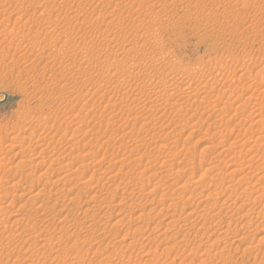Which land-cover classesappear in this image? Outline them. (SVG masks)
Wrapping results in <instances>:
<instances>
[{
  "label": "rangeland",
  "instance_id": "1",
  "mask_svg": "<svg viewBox=\"0 0 264 264\" xmlns=\"http://www.w3.org/2000/svg\"><path fill=\"white\" fill-rule=\"evenodd\" d=\"M131 65L130 86L117 73ZM0 94L5 95L0 101V206L11 203L0 211V264H264V142L255 140L258 134L264 137V0H0ZM139 94L150 98L142 113H134ZM214 130H223L225 137ZM227 145L232 150L225 153ZM97 151L103 157L96 156L98 164L91 159ZM77 162L82 167L75 174L54 181ZM229 165L242 172H228ZM152 172L158 178L146 181ZM112 173L116 179L106 181ZM238 173L250 184L237 179ZM219 177L228 178L226 185L219 186ZM256 178L262 179L258 187L251 185ZM46 179L51 189L43 188ZM17 180L22 185L14 188ZM31 184L37 192L24 194ZM228 184L235 188L224 187ZM210 192L218 199L213 201ZM206 204L213 205L211 210ZM16 214L23 218L17 226Z\"/></svg>",
  "mask_w": 264,
  "mask_h": 264
},
{
  "label": "bare ground",
  "instance_id": "2",
  "mask_svg": "<svg viewBox=\"0 0 264 264\" xmlns=\"http://www.w3.org/2000/svg\"><path fill=\"white\" fill-rule=\"evenodd\" d=\"M158 1H159V0H158ZM46 2H47V1H46ZM151 2L153 3V1H151ZM151 2H150V3H151ZM260 2H261V1H260ZM124 3H125V2H124ZM139 3H140V2H139ZM152 3H151V5L154 6L155 4H152ZM154 3H155V1H154ZM122 4H123V3H122ZM116 5H117V4H116ZM127 5H128V4H127ZM138 5H139V4H138ZM147 5H148V4H147ZM153 6H150V7H153ZM188 6H189V5H188ZM150 7H149V8H150ZM154 7H155V6H154ZM136 8H137V7H136ZM137 9H138V8H137ZM152 9H153V8H152ZM150 10H151V9H150ZM46 11H47V10H46ZM152 16H153V15H152ZM157 17H158V16H157ZM163 19H164V18H163ZM171 19H172V18H171ZM141 21H142V20H141ZM150 21H151V20H150ZM142 23H143V22H142ZM77 24H78V23H77ZM81 24H82V23H81ZM19 26H20V25H19ZM50 28H51V27H50ZM47 31H48V30H47ZM61 31H62V30H61ZM44 34H45V33H44ZM155 34H156V33H155ZM51 35H52V34H51ZM38 36H39V35H38ZM55 36H56V35H55ZM42 37H43V36H42ZM53 37H54V36H53ZM53 37H52V38H53ZM30 39H31V38H30ZM133 39H134V38H133ZM133 39H132V40H133ZM54 40H55V39H54ZM132 40H130V41H132ZM63 41H64V40H63ZM125 42H126V41H125ZM44 43H45V42H44ZM120 43H121V42H120ZM126 44H127V43H126ZM157 50H158V49H157ZM115 53H116V52H115ZM115 53L113 52V56H114ZM106 54H107V53H106ZM116 54H117V53H116ZM108 56H109V58H110V56H112V55H110V53H109ZM117 56H118V55H117ZM117 56L114 57V58H118ZM106 58H108V57H106ZM83 59H84V58H83ZM56 60H57V59H56ZM112 60H113V58H112ZM118 60H119V59H118ZM127 60H128V59H127ZM109 61H110V60H109ZM79 64H81V63H79ZM86 64H88V63H86ZM90 64H91V63H90ZM109 64H110V63H109ZM65 65H66V64H65ZM99 65H101V63H99ZM102 65H103V64H102ZM104 65H105V64H104ZM113 65H115V64H113ZM116 65H117V64H116ZM136 65H137V64H136ZM170 65H171V64H170ZM105 66H107V64H106ZM105 66H104V67H105ZM109 66H110V65H109ZM109 66H108L107 69H110ZM93 67L95 68V66H93ZM104 67H101V68L104 69ZM134 67H135V65H134ZM113 68H114V67H113ZM117 68H118V67H117ZM97 69H98V68L96 67V69H93V70H97ZM111 69H112V68H111ZM114 69H115V68H114ZM132 69H134V68H133L132 65H131V69H128V72H127L125 69H122V70H125V72H123V73H120V72H119V74L117 73V75L121 76V77H122V80H124V82H128V83H129V80H131L130 78H131V73H132L131 70H132ZM115 70H116V69H115ZM115 70H114V71H115ZM98 71H99V70H98ZM118 71H119V70H118ZM118 71H115V72H118ZM120 71H121V70H120ZM65 72H66V71H65ZM126 72H127V73H126ZM100 73H101V72H100ZM188 75H189V74H188ZM186 76H187V75H186ZM190 76H191V75H190ZM117 77H118V76H117ZM110 78H111V77H110ZM115 78H116V77H115ZM119 78H120V77H119ZM119 78H116V79L119 80ZM132 78H133V75H132ZM190 78H192V77H190ZM193 78H194V77H193ZM193 78H192V79H193ZM111 79H112V78H111ZM192 79H191V80H192ZM107 81H108V80H107ZM189 81H190V80H189ZM109 82H112V81H109ZM113 83L117 84L118 82L114 81ZM119 83H121V82H119ZM128 83H127V84H128ZM129 84H130V86H131V83H129ZM119 85H120V84H119ZM119 85H118V86H119ZM125 85H126V84H125ZM125 85H124V86H125ZM115 86H116V85H115ZM115 86L113 87V90L115 89ZM120 86H121V85H120ZM128 86H129V85H127V87H128ZM110 87H111V86H110ZM110 87H109V89H110ZM127 87H126V88H127ZM134 87H135V86H134ZM158 87H159V86H158ZM117 88H118V90H120L119 87H117ZM150 88H151V86H150ZM152 88H153V89H152ZM152 88H151L152 90L157 91V86H156V85H155V86L153 85ZM166 88H167V87H166ZM166 88H165V89H166ZM171 88H172V87H171ZM201 88H202V86H201ZM214 88H215V87H214ZM146 89H147V88H146ZM165 89H163V90H165ZM167 89H168V88H167ZM180 89H181V88H180ZM183 89H184V88H183ZM183 89H182V90H183ZM205 89H208V88H202L203 91H204ZM211 89H212V88H211ZM106 90H107V89H106ZM127 90H128V89H127ZM127 90H126V91H127ZM172 90H173V89H172ZM110 91H111V90H110ZM121 91H122V90H121ZM142 91H143V90H142ZM155 91H154V92H155ZM166 91H167V90H166ZM200 91H201V90H200ZM200 91H199V92H200ZM211 91H213V89H212ZM218 91H219V90H218ZM106 92H109V91H106ZM113 92H114V91H113ZM113 92H112V93H113ZM115 92H116V91H115ZM138 92H141V91H138ZM143 92H144V91H143ZM151 92H152V91H151ZM171 92H172V91H171ZM178 92H179V91H178ZM186 92L188 93V91H186ZM194 92H198V90H196V91H194ZM220 92H221V91H220ZM112 93H111V94H112ZM117 93H118V92H117ZM148 93H149V91H148ZM168 93H169V92H168ZM173 93H174V92H173ZM175 93H176V92H175ZM180 93H181V90H180ZM187 93L184 94V95H180V94H179V95H180L181 97H182V96L185 97V95H187ZM118 94H119V93H118ZM118 94H117V95H118ZM129 94H130V92H129ZM135 94H136V93H135ZM156 94H158V93H155V95H156ZM182 94H183V93H182ZM194 94H195V93H194ZM206 94H207V92H206ZM210 94H211V92H210ZM112 95H113V94H112ZM114 95H115V94H114ZM125 95H126V94H125ZM131 95H132V94H131ZM131 95H130V96H131ZM139 95H140V94H139ZM142 95H143V94H142ZM167 95H169V94H167ZM170 95H171V94H170ZM195 95H196V94H195ZM195 95H194V96H195ZM202 95H203V94H202ZM202 95H200V100L202 99V98H201ZM214 95H215V94H214ZM128 96H129V95L127 94V97H128ZM133 96H134V94H133ZM133 96H132V97H133ZM140 96H141V95H140ZM151 96H152V95H151ZM157 96H158V95H157ZM190 96H193V95L190 94ZM190 96H189V98H190ZM209 96H211V95H209ZM247 96H248V95H247ZM90 97H91V96H90ZM119 97H121V95H120ZM168 97H170V96H168ZM168 97H167V98H168ZM181 97H176V98H174V99H178V98H181ZM197 97H198V96H197ZM129 98H130V97H129ZM149 98H150L149 95H148V94H145V95L139 97V98L137 99V102H136V100H135L134 102H136V104L134 103V104H135V107H134V113L137 112V110H139V111H141V110H145L144 108H145V107L147 108V106H146L147 104H146V103H147V101H149V100H148ZM170 98H171V97H170ZM170 98H168V99L171 100ZM185 98H186V97H185ZM203 98L206 99V97H203ZM209 98H210V97H209ZM118 99H119V98H118ZM134 99H136V98H134ZM134 99H133V100H134ZM151 99H152V97H151ZM158 99H159V98H158ZM190 99H191V98H190ZM80 100H81V99H80ZM123 100H124V99H123ZM130 100H131V99H130ZM154 100H155V99H154ZM169 100H168V101H169ZM183 100H184V98L182 99V101H183ZM191 100H192V99H191ZM216 100H218V99H216ZM220 100L222 101V98H220ZM86 101H87V100H86ZM150 101H151V100H150ZM171 101H173V100H171ZM184 101H185V100H184ZM196 101H197V100H196ZM201 101H202V100H201ZM205 101H206V100H205ZM209 101H210V100H208L207 102H208L210 105L214 103V101H212V103L209 102ZM87 102H88V101H87ZM87 102H86V103H83V104L86 105ZM122 102H124V101H122ZM152 102H153V101H152ZM159 102H162V101L160 100ZM165 102H166V100H165ZM174 102H175V100H174ZM177 102H178V101H177ZM188 102H190V101L188 100ZM188 102L186 101L187 104H188ZM203 102H204V101H203ZM203 102H202V103H203ZM207 102H206V103H207ZM223 102H224V101H223ZM242 102H243V101H242ZM245 102H246V101H245ZM162 103H163V102H162ZM167 103H168V102H166V104H167ZM175 103H176V102H175ZM175 103H174V104H175ZM183 103H184V102H183ZM200 103H201V102H200ZM202 103H201V104H202ZM204 103H205V102H204ZM206 103H205V104H206ZM239 103H240V102H239ZM177 104H179V103H177ZM187 104H186V106H187ZM149 105H151V103H150ZM149 105H148V106H149ZM152 105H153V103H152ZM154 105H155V104H154ZM160 105H161V104H160ZM160 105H159V103H158V106H160ZM169 105H170V104H169ZM169 105H168V106H169ZM181 105H183V104H181ZM189 105H190V104H189ZM198 105H199V103H198ZM216 105H217V104H216ZM239 105H240V104L237 103V106H238V107H239ZM241 105L245 106L244 104H241ZM132 106H133V105H132ZM163 106L166 107L165 105H163ZM172 106H174V105L169 106V108L171 107V110H172ZM177 106H178V105H177ZM190 106H192V105H190ZM199 106H200V105H199ZM211 106H212V105H211ZM152 107H153V106H152ZM160 107H161V106H160ZM183 107H184V106H183ZM187 107H188V109L190 110L189 106H187ZM192 107H193V106H192ZM238 107H236V108H238ZM241 107H242V106H241ZM262 107H263V106H262ZM157 108L159 109V107H157ZM173 108H174V107H173ZM185 108H186V107H185ZM201 108H202V107H201ZM212 108H214V107H212ZM221 108H224V107L221 106ZM242 108H243V107H242ZM258 108H259V107H258ZM258 108H257V109H258ZM132 109H133V108H130V111H131L130 113H133V112H132ZM162 109L164 110L163 107H162ZM175 109H176V108H175ZM180 109H181V108H180ZM192 109H193V108H192ZM208 109H209V108H207V110H208ZM150 110H151V109H150ZM156 110H157V109H156ZM166 110H167V109H166ZM169 110H170V109H169ZM185 110H186V109H185ZM216 110H217V109H216ZM259 110H261V109H259ZM259 110H258V111H259ZM167 111H168V110H167ZM174 111H175V110H174ZM178 111H179V110H177V112H178ZM182 111H183V110H182ZM190 111H191V110H190ZM208 111H209V110H208ZM236 111H237V109H236ZM238 111H240L239 108H238ZM143 112H144V111H143ZM145 112H146V111H145ZM168 112H169V111H168ZM170 112H171V111H170ZM172 112H173V111H172ZM212 112H214V110H213ZM216 112H218V111H216ZM216 112H215V113H216ZM220 112H221V111H220ZM234 112H235V111H234ZM141 113H142V111H141ZM148 113H149V112H148ZM160 113H161V112H160ZM178 113H179V112H178ZM181 113H182V112H181ZM190 113H191V112H190ZM223 113H224V112H223ZM223 113H221V114H223ZM145 114H146V113H145ZM145 114H144V115H145ZM155 114H156V113H155ZM164 114H165V113H164ZM207 114H208V113H207ZM209 114H210V113H209ZM213 114H214V113H213ZM221 114H220V115H221ZM229 114H230V113H229ZM233 114H235V113H233ZM255 114H256V113H255ZM133 115H134V114H133ZM136 115H137V114H136ZM138 115H139V114H138ZM165 115H166V114H165ZM231 115H232V114H231ZM159 116H160V114H159ZM159 116H157V117H159ZM161 116H162V115H161ZM207 116H208V115H207ZM207 116H206V117H207ZM212 116H217V114H216V115L214 114V115H212ZM221 116H222V115H221ZM229 116H230V115H229ZM229 116H228V117H229ZM256 116H257V115H256ZM128 117H129V116H128ZM208 117H209V116H208ZM218 117H219V116H218ZM225 117H226V116H225ZM228 117H226V118H228ZM233 117H235V116H233ZM129 118H131V117H129ZM138 118H139V117H138ZM214 118H216V117H214ZM219 118H220V117H219ZM221 118H222V117H221ZM118 119H119V118H118ZM123 119H124V118H123ZM131 119H132V118H131ZM151 119H152V118H151ZM203 119H204V118H203ZM206 119H207V118H206ZM211 119H212V118H211ZM251 119H252V118H251ZM260 119H261V118H260ZM133 120H134V119H133ZM133 120H132V121H133ZM156 120H157V119H156ZM158 120H159V119H158ZM161 120H162V119H161ZM219 120H220V119H219ZM261 120H262V119H261ZM210 121H211V120H210ZM150 122H151V121H150ZM113 123H114V122H113ZM122 123H123V121H122ZM141 123H144V122H141ZM209 123H210V122H209ZM213 123H214V122H213ZM57 124H58V123H57ZM144 124H146V123H144ZM161 124H162V123H161ZM93 125H94V123H93ZM130 125H131V124H130ZM140 125H141V124H140ZM150 125H151V124H150ZM234 125H236V124H234ZM217 126H220V122H219V125H217ZM217 126H216V127H217ZM238 126H239V125H238ZM118 127H119V126H118ZM148 127H150V126H148ZM185 127H186V126H185ZM226 127H227V126H226ZM226 127H225V128L222 127V128L226 129ZM239 127H240V126H239ZM77 128H78V127H77ZM157 128H158V127H157ZM179 128H181V126H180ZM179 128H177V130H179ZM209 128H210V127H209ZM182 129H183V128H182ZM210 129H212V128H210ZM228 129H229V128H228ZM228 129H226V130H228ZM230 129H231V127H230ZM232 129H234V128H232ZM77 130H78V129H77ZM94 130H95V129H94ZM218 130H221V129H218ZM208 131H209V130H208ZM214 131H215V130H214ZM222 131H223V130H222ZM222 131H220L219 134H218V132L216 133V131H215V133L218 134L219 136H222V137L224 138L226 134H225V132H224L223 134H221ZM229 131H230V130H229ZM90 132H91V131H90ZM115 132H116V131H115ZM131 132H132V131H131ZM166 132H167V131H166ZM179 132H180V130L178 131V133H179ZM237 132H239V131H237ZM133 133H134V132H133ZM210 133L213 134L214 132H210ZM215 133H214V134H215ZM84 134H85V133H84ZM170 134H171V133H170ZM176 134H177V133H176ZM176 134H175V135H176ZM229 134H230V132H229ZM229 134H228V136H230ZM239 134H240V133H239ZM94 135H95V134H94ZM143 135H144V133H143ZM145 135H146V134H145ZM158 135H159V134H158ZM236 135H237V134H236ZM128 136H129V135H128ZM153 136H154V135H153ZM163 136H164V135H162V137H163ZM176 136H178V135H176ZM176 136H173V138L176 137ZM143 137H144V136H143ZM149 137H152V136H149ZM149 137H148V138H149ZM158 137H159V136H158ZM234 137H235V136H234ZM116 138H117V137H116ZM127 138H128V137H127ZM216 138H217V135H216ZM235 138H236V137H235ZM37 139H38V138H37ZM110 139H111V138H110ZM152 139H153V138H152ZM169 139H170V138H169ZM220 139H221V137H220ZM220 139H219V140H220ZM227 139H228V138H227ZM256 139H259V141L263 140V142H264V137H263L262 135H259V134H258V136H256L255 140H256ZM131 140H133V139H131ZM140 140H141V139H140ZM140 140H139V141H140ZM170 140H171V139H170ZM115 141H116V140H115ZM133 141H134V140H133ZM141 141H142V140H141ZM163 141H164V140H163ZM213 141H214V140H213ZM221 141H222V140H220V142H221ZM228 141H229V140H228ZM234 141H235V140H233L232 142H234ZM237 141H238V140H237ZM117 142H118V141H117ZM131 142H132V141H131ZM149 142H150V141H149ZM153 142H154V141H153ZM167 142H168V141H167ZM211 142H212V141H211ZM217 142H219V141H217ZM217 142H216V143H217ZM220 142H219V143H220ZM230 142H231V141H230ZM257 142H258V141H257ZM113 143H114V142H113ZM139 143H140V142H139ZM139 143H138V144H139ZM162 143H163V142H162ZM175 143H176V142H175ZM175 143H174V141H173V144H172V142H171V145H170V146L174 145ZM221 143H222V142H221ZM223 143H224V142H223ZM138 144H135V143H134L133 145H138ZM164 144H165V143H164ZM213 144H214V143H213ZM230 144H231V143H230ZM261 144L263 145L262 142H261ZM261 144H260V145H261ZM26 145H28V144H26ZM128 145H129V144H128ZM133 145H132V146H133ZM142 145H143V144H142ZM145 145H146V144H145ZM154 145H155V144H154ZM158 145H159V144H158ZM162 145H163V144H162ZM168 145H169V144H168ZM175 145H176V144H175ZM217 145H218V144H217ZM238 145H239V144H238ZM257 145H258V144H257ZM11 146H12V144H11ZM34 146H35V145H34ZM57 146H58V145H57ZM156 146H157V145H156ZM212 146H214V145H212ZM215 146H216V145H215ZM215 146H214V147H215ZM250 146H251V145H250ZM13 147H14V146H13ZM18 147H19V146H18ZM88 147H89V146H88ZM90 147H91V146H90ZM138 147H139V146H138ZM144 147H146V146H144ZM160 147H161V149H162V146H160ZM160 147L158 146V148H160ZM165 147H168V146L165 145ZM236 147H237V146H236ZM238 147H239V146H238ZM63 148H64V147H63ZM122 148H123V147H122ZM10 149H13V148H10ZM96 149H97V148H96ZM99 149H100V148H99ZM130 149H131V147H130ZM130 149H129V151H134L133 153H135V151H138V150H136V149H135V150H130ZM137 149H138V148H137ZM148 149H149V148H148ZM238 149L240 150V147H239ZM245 149H246V148H245ZM8 150H9V149H8ZM16 150H17V149H16ZM127 150H128V149H127ZM127 150H126V151H127ZM153 150H154V149H153ZM163 150H164V149H163ZM222 150L226 153V151H231L232 149L230 150V148H229L228 145H227V147H226V148L224 147V149L222 148ZM262 150H263V148H262ZM21 151H22L21 149H20V150L18 149V152H21ZM32 151H33V150H32ZM110 151H112V150H110ZM110 151H109V152H110ZM158 151H159V150H158ZM211 151H212V150H211ZM233 151H234V150H233ZM249 151H250V150H249ZM7 152H8V151H7ZM52 152H53V151H52ZM124 152H125V151H124V148H123V153H124ZM151 152H153V151H151ZM151 152H150V154H151ZM170 152H172V151H170ZM175 152H176V151H175ZM236 152H237V151H235V153H236ZM121 153H122V152H121ZM139 153H140V152H139ZM139 153H138V154H139ZM142 153H143V152H142ZM157 153H159V152H157ZM161 153H162V152H161ZM176 153H177V152H176ZM102 154H103V153H102ZM108 154H109V153H108ZM127 154H128V153H127ZM147 154H148V153H147ZM162 154H164V153H162ZM168 154L170 155V153H168ZM173 154H174V153H173ZM173 154L171 153L170 156H172ZM216 154H217V153H216ZM255 154H256V153H255ZM56 155H57V154H56ZM124 155H126V154H124ZM128 155H129V154H128ZM164 155H165V154H164ZM169 155H167V156H169ZM174 155H175V154H174ZM14 156H15V155H14ZM96 156L99 157L100 159L103 158L102 155L100 154V152L97 151V153L95 154V157H93V158H91V159H92V160H95V159H96ZM112 156H113V155H112ZM116 156H117V155H116ZM121 156H122V155H121ZM130 156H132V155H130ZM141 156H142V155H141ZM155 156H156V155H155ZM160 156H161V155H160ZM160 156H159V157H160ZM165 156H166V155H165ZM223 156H224V155H223ZM237 156H238V155H237ZM54 157H55V156H54ZM114 157H115V156H114ZM114 157H113V158H114ZM122 157H123V156H122ZM122 157H121V158L118 157V158H120V159L122 160ZM124 157H125V156H124ZM128 157H129V156H128ZM133 157H134V156H133ZM152 157H153V156H152ZM214 157H216V156H214ZM251 157H252V155H251ZM262 157H263V154H262ZM74 158H76V157H74ZM86 158H87V157H86ZM109 158H110V157H109ZM113 158H112V160H113ZM115 158H116V157H115ZM118 158H117V159H118ZM125 158H126V157H125ZM162 158H163V157H162ZM166 158H167V157H166ZM189 158H190V157H189ZM189 158H188V159H189ZM256 158L259 159L257 156H256ZM58 159H59V158H58ZM91 159H90V160H91ZM123 159H124V158H123ZM146 159H147V158H146ZM148 159H149V158H148ZM171 159H172V158H171ZM182 159H183V158H182ZM188 159H187V160H188ZM260 159H263V158H260ZM22 160H23V159H22ZM29 160H30V159H29ZM85 160H86V159H85ZM88 160H89V159H88ZM88 160H87V161H88ZM97 160L99 161V159H96L95 161H97ZM102 160H103V159H102ZM107 160H108V159H107ZM118 160H119V159H118ZM118 160H117V161L114 160L115 163L118 162ZM124 160H125V159H124ZM128 160H129V159H128ZM157 160H158V158H157ZM172 160H173V159H172ZM211 160H212V159H211ZM213 160H214V159H213ZM243 160H244V159H243ZM72 161H73V160H72ZM98 161H97V164H98ZM154 161H155V160H154ZM189 161H190V160H189ZM209 161H210V160H209ZM18 162H20V161H18ZM32 162H33V161H32ZM61 162H62V161H61ZM90 162H91V161H90ZM110 162H111V160L109 161V163H110ZM122 162H123V161H122ZM126 162H127V161H126ZM134 162H135V161H134ZM146 162H148V161H146ZM162 162H164V161H161L160 163H162ZM169 162H172V161H169ZM177 162H178V161H177ZM180 162H181V160H180ZM185 162H186V161H185ZM205 162H206V161H205ZM241 162H242V161H241ZM260 162H262V160H261ZM16 163H17V162H16ZM16 163H15V164H16ZM54 163H55V162H54ZM56 163H58V162H56ZM65 163H66V162H65ZM77 163H79V162H77ZM81 163H82V162H81ZM83 163H84V162H83ZM93 163H94V162H93ZM100 163H101V162H100ZM102 163H103V162H102ZM136 163H137V162H136ZM144 163H145V162H144ZM182 163H183V161H182ZM187 163H188V162H187ZM231 163H232V162H231ZM237 163H238V162H237ZM237 163H236V164H237ZM258 163H259V161H258ZM262 163H263V162H262ZM262 163H259V166L263 165ZM61 164H62V163H61ZM79 164H80V163H79ZM106 164H107V163H106ZM110 164H111V163H110ZM123 164H124V162H123ZM126 164H127V163H126ZM134 164H135V163H134ZM146 164H148V163H146ZM164 164H165V163H162L161 165H164ZM216 164L219 165L217 162H216ZM216 164H213V165L216 166ZM233 164H234V163H233ZM24 165H25V164H24ZM34 165H35V164H34ZM39 165H40V164H39ZM64 165H65V164H64ZM82 165H83V164H82ZM86 165H87V164H86ZM95 165H96V164H95ZM120 165L122 166V163H121ZM128 165H129V164H128ZM184 165H186V163H185ZM211 165H212V164H211ZM211 165H210V166H211ZM240 165H241V164H240ZM255 165H256V163H255ZM57 166H58V165H57ZM59 166H61V165H59ZM67 166H68L69 168H66ZM67 166L65 165V168H66V169H64V170H65V171L68 170V171H67V172H64V171H63V173H62L63 176H61L60 178H57V179L54 180V181H57V180L63 179L64 176H67V177H68L69 175H72V173L75 174V173L80 169V167H82L81 164H80L79 166H78V164H77V167L74 168V169H72V167H70L69 165H67ZM107 166H108V165H107ZM126 166H127V165H126ZM180 166H181V165H180ZM237 166H238V165H237ZM244 166H245V165H244ZM248 166H249V165H248ZM22 167H23V166H22ZM127 167H130V165L127 166ZM131 167H132V166H131ZM166 167H167V166H166ZM166 167H165V168H166ZM216 167H217V166H216ZM14 168H15V167H14ZM60 168H61V167H60ZM60 168L58 167V169H59V170H57L58 172L61 171ZM63 168H64V167H63ZM97 168H100V167H97ZM107 168H108V167H107ZM115 168H116V167H115ZM125 168H126V167H125ZM132 168H135V167H132ZM141 168H142V167H141ZM147 168H149V167L147 166ZM159 168H161V166H159ZM170 168H173V167L171 166ZM192 168H193V167H192ZM210 168H211V169H212V168L214 169L215 167H214V166H211ZM226 168H227V165H226ZM237 168H239V167H237ZM261 168H262V167H261ZM156 169L158 170V167H156ZM167 169H168V171H167V170H165V171L169 172V168H167ZM179 169H180V168H179ZM179 169H178V170H179ZM188 169L190 170L191 168L189 167ZM194 169H195V168H194ZM208 169H209V168H208ZM208 169H207V170H208ZM240 169H242V168L236 169V168L232 167V165H229L228 172L234 174V173L240 171ZM252 169H253V168H252ZM259 169H260V168H259ZM92 170H93V169H92ZM102 170H103V169H101V173H102V174L100 173L101 175H103V173H104V174L106 173V170H103V171H102ZM116 170H117V171H116ZM116 170H115V171L118 172L119 167H118ZM126 170H127V169H126ZM133 170H135V169H132V172H133ZM137 170H138V169H137ZM141 170H142V169H141ZM157 170H156V171H157ZM163 170H164V169L161 168V169H159V172H160V171H163ZM173 170H174V168H173ZM175 170H176V169H175ZM180 170L182 171V170H184V168H183V169L181 168ZM263 170H264V169H263ZM45 171H46V170H45ZM57 171H56V172H57ZM120 171H122V170L120 169ZM129 171L131 172V169H130ZM129 171H128V172H129ZM146 171H147V170H145V172H146ZM193 171H194V170H193ZM211 171H212V170H211ZM255 171H256V170H255ZM12 172H13V171H12ZM26 172H27V171H26ZM98 172H99V171H98ZM132 172H131V173H132ZM136 172H137V171H136ZM140 172H141V171H140ZM153 172H154V171H153ZM153 172H152L150 175H149V174H148V175L146 174V175H147V177H146L147 180H146V181L149 180V182H150V179H151L152 176H153L152 178H154V179L158 178V176H157L155 173H153ZM163 172H164V171H163ZM170 172H173V171H170ZM182 172H183V171H182ZM184 172H185V171H184ZM190 172H191V171H190ZM216 172H217V171H216ZM223 172H225V169L223 170ZM223 172H222V173H223ZM240 172H242V170H241ZM248 172H249V170H248ZM30 173H31V172H30ZM45 173H46V172H45ZM78 173H79V172H78ZM121 173H122V172H121ZM141 173H142V172H141ZM141 173H139V174L137 173V175H140V176H141V175H142ZM149 173H150V171H149ZM230 173H229V174H230ZM253 173H256V172H253ZM91 174H92V173H91ZM91 174L89 175V177L91 176ZM96 174H97V173H96ZM114 174H115V173H114ZM117 174H118V173H117ZM134 174H135V173H134ZM144 174H145V173H144ZM159 174L162 175L163 173H162V174L159 173ZM164 174H165V173H164ZM181 174H182V173L180 172V175H181ZM183 174H185V173H183ZM186 174H187V173H186ZM189 174L192 175V172H191V173H188V175H189ZM215 174H216V173H215ZM232 174H230V176H231ZM262 174H263V173H262ZM36 175H37V174H36ZM135 175H136V174H135ZM169 175H170V173H169ZM177 175H178V174H177ZM190 175H189V176H190ZM238 175H240V173H238ZM263 175H264V174H263ZM32 176H33V175H32ZM74 176H75V175H74ZM112 176H113V177H112ZM112 176H111L110 178L107 176L106 181L111 180V178H112L113 180L116 179V177H114L113 173H112ZM117 176H118V175H117ZM121 176H122V175H121ZM143 176H145V175H143ZM143 176H142V177H143ZM221 176H222V175H221ZM228 176H229V175H228ZM233 176H234V175H233ZM233 176H232V177H233ZM243 176H244V175H243ZM255 176H256V175H255ZM260 176H261V174H260ZM21 177H22V176H21ZM92 177H94V175H93ZM97 177H98V176H97ZM119 177H120V176H119ZM129 177L131 178V176H129ZM132 177H133V176H132ZM164 177H165V176H164ZM190 177H192V176H190ZM235 177H236V175H235ZM244 177H245V176H244ZM246 177H247V176H246ZM248 177H249V176H248ZM252 177H253V175H252ZM262 177H263V176H262ZM48 178L50 179V177H48ZM64 178H65V177H64ZM87 178H88V177H87ZM108 178H109V179H108ZM127 178H128V177H127ZM134 178H136V177H134ZM138 178H139V177H138ZM140 178H141V177H140ZM162 178H163V176H162ZM167 178H168V177H167ZM170 178H171V177H170ZM199 178H200V177H199ZM212 178H213V177H212ZM215 178H216V176H215ZM219 178H220L219 186L225 184L226 179H228V178L225 179V177H223V178L219 177ZM241 178H242L241 175L239 176V178L237 177V179H239V180H241ZM49 179H48V180L46 179V180H45V183H43V188H44V189H51V188H49V187L52 185V184H50V183H52V182H51V180H49ZM53 179H54V178H53ZM66 179H68V178H66ZM85 179H86V178H85ZM97 179H99V178H97ZM97 179H96V180H97ZM122 179H123V177H122ZM141 179H142V178H141ZM141 179H137V180H141ZM143 179H145V178L143 177ZM163 179H164V178H163ZM168 179H169V178H168ZM197 179H198V178H197ZM197 179H195V181H194V180H191V181H192V182H197V181H198ZM235 179H236V178H235ZM235 179H234V182H235ZM242 179H243V178H242ZM246 179H247V178H246ZM256 179H257L256 181H254V180L251 181V182L253 183V184L251 183V185H254L255 187H258V185L260 184V182H262V179H261V178H256ZM260 179H261V181H260ZM83 180H84V179H83ZM120 180H121V179H120ZM125 180H126V179H125ZM127 180H128V179H127ZM132 180H134V179H132ZM159 180H161L160 177H159ZM159 180H158V181H155V182H157V183L159 182V183H160ZM172 180H173V178H172ZM172 180H171V181H172ZM175 180H176V179H175ZM243 180L245 181V179H243ZM248 180H249V179H248ZM250 180H252V179H250ZM7 181H8V180H7ZM106 181H105V182H106ZM117 181H119V180H117ZM122 181H123V180H122ZM135 181H136V180H135ZM173 181H174V180H173ZM246 181H247V180H246ZM246 181H245V182H246ZM2 182H3V181H2ZM78 182H79V181H78ZM84 182L88 183V182H91V181H90V179H86V180H84ZM96 182H99V181L97 180ZM105 182H102V184H104ZM112 182H113V181H112ZM127 182H128V181H127ZM138 182H139V183H142V181H138ZM138 182H136V183H135V182H134V183L131 182V183H133L134 186L138 187L137 189H139L140 186H138V185H140V184H139ZM186 182H187V181H186ZM215 182H216V181H215ZM215 182H214V183H215ZM230 182H231V181H230ZM234 182H231V183H234ZM241 182L244 183L243 181H241ZM247 182H249V181H247ZM247 182H246V183H247ZM20 183H21V182H20ZM20 183L18 182V180H17V181H14V182L12 183V186L15 188V187H17L16 185H19V186L22 185V184H20ZM23 183H24V182H23ZM109 183H110V182H109ZM116 183L118 184V182H116ZM116 183H115V184H116ZM152 183H154V182L152 181ZM181 183H182V185H183V182H181ZM189 183H190V181L188 182V185H189ZM226 183H228V182H226ZM236 183L239 184L240 182H236ZM263 183H264V182H263ZM33 184H34V183H33ZM94 184H95V182H94ZM94 184H93V185H94ZM96 184H97V183H96ZM102 184L100 183V186H101ZM107 184H108V183H107ZM110 184H111V183H110ZM115 184L113 183V185H115ZM117 184H116V186H117ZM119 184H120V182H119ZM146 184H147V183H146ZM161 184H162V182H161ZM186 184H187V183H186ZM186 184H185V185H186ZM234 184H235V183H234ZM249 184H250V182H249ZM249 184H248V185H249ZM4 185H5V184H4ZM8 185H9V184H8ZM49 185H50V186H49ZM84 185H85V184H84ZM87 185H88V184H87ZM111 185H112V184H111ZM129 185H130V184H129ZM152 185H153L152 187H154V184H152ZM168 185H169V184H168ZM182 185H180V187L183 188ZM212 185L214 186V184H212ZM225 185H226V184H225ZM231 185H232V184H228V186H224V187H226V188L229 187V189H230L231 187L234 186V188H235V185H232V186H231ZM19 186H18V187H19ZM23 186H24V185H23ZM23 186H22V187H23ZM52 186H53V185H52ZM94 186H96V187H95L96 191L102 189V188H101L102 186H101V187H99L98 185H94ZM116 186H115V187H116ZM121 186H122V185H121ZM143 186H144V185H143ZM147 186H148V185H147ZM156 186H157V185H156ZM186 186H187V185H186ZM196 186H197V185H196ZM203 186H204V185H203ZM209 186H210V184H209ZM219 186H217V188H220V187H221V186H220V187H219ZM230 186H231V187H230ZM240 186H241V185H240ZM245 186H246V185H245ZM259 186H260V185H259ZM262 186H263V185H262ZM22 187H21V188H22ZM34 187H35V186H33L32 184H31L30 187H29V186H28V187L25 186V187H24V191H25V192L23 191L24 194H25V193L31 194V192H33L32 194H35L37 191L34 190ZM86 187H88V186H86ZM131 187H133V186H131ZM152 187L150 186V188H152ZM199 187H201V186H199ZM206 187H207V186H206ZM206 187H205V188H206ZM69 188H70V187H69ZM90 188H91V187H90ZM93 188H94V187H93ZM126 188L128 189V187H126ZM148 188H149V187H148ZM157 188H158V187H157ZM208 188H209V187H208ZM217 188H216V186L213 187V189H217ZM247 188H252V187H247ZM1 189H2V188H1ZM85 189L88 190V192L91 190V189L89 190V188H88V189L85 188ZM95 189H94V190H95ZM105 189H106V187H105ZM129 189H132V188H129ZM137 189H135V190H137ZM145 189H146V188H145ZM213 189H212V190H213ZM227 189H228V188H227ZM245 189H246V188H245ZM253 189H254V188H253ZM8 190H9V189H8ZM38 190H39V189H38ZM83 190H84V189H83ZM92 190H93V189H92ZM107 190H110V189H107ZM107 190H106V191H107ZM132 190H133V189H132ZM132 190H129V191L131 192ZM141 190H144V189H141ZM153 190H154V189H153ZM202 190H204V189H202ZM232 190H234V189H232ZM241 190H243V192L246 191V190L243 189V187H242ZM248 190H249V189H248ZM261 190H262V188H261ZM35 191H36V192H35ZM42 191H43V190H42ZM96 191H93V194H94V195H95V192H96ZM106 191H104V192L106 193ZM139 191H140V190H139ZM190 191H191V190H190ZM213 191H214V192H215V191H216V192H219V189H218V190H213ZM221 191H222V190H221ZM221 191L219 192V196L222 195ZM229 191H230V190H229ZM256 191H257V190H256ZM256 191H255V192H256ZM3 192H4V191H3ZM6 192H7V191H6ZM34 192H35V193H34ZM40 192H41V191H40ZM90 192H91V191H90ZM98 192H99V191H98ZM101 192H103V190H102ZM104 192H103V193H104ZM108 192H109V191H108ZM126 192H128V191H126ZM143 192H144V191H143ZM147 192H151V191H149V189H148ZM191 192H193V191H191ZM201 192H202V191L200 190V193H201ZM216 192H215V193H216ZM231 192H232V191H231ZM249 192H251V191L249 190ZM58 193H59V192H58ZM65 193H66V192H65ZM67 193H68V192H67ZM85 193H86V192H85ZM99 193H100V192H99ZM103 193H102V194H103ZM109 193H110V192H109ZM132 193H133V191H132ZM137 193H138V192H137ZM179 193H180V192H179ZM198 193H199V192H198ZM198 193H195V194L198 195ZM210 193H211V192H210ZM210 193H208V195H209ZM215 193H214V194H215ZM258 193H259V192H258ZM261 193H262V192L260 191L259 194H261ZM43 194H45V193H43ZM82 194H83V193H82ZM93 194H91V195H93ZM100 194H101V193H100ZM112 194H113V193H112ZM177 194H178V192H177ZM180 194H183V193H180ZM180 194H179V196H181ZM191 194H192V193H191ZM214 194L211 193V195H213V196H212L213 201H214V197L216 196V194H215V196H214ZM244 194H245V193H244ZM251 194H253V192H251ZM256 194H257V193H256ZM7 195H8V194H7ZM21 195H23V194L20 193V196H21ZM84 195H85V194H84ZM97 195H98V194H97ZM126 195H128V194L126 193ZM142 195H143V193H142ZM162 195H163V194H162ZM167 195H168V194H167ZM175 195H176V194H175ZM189 195H190V194H188V196H189ZM193 195H194V194H193ZM197 195H196V196H197ZM201 195H203V194L201 193ZM206 195H207V194H206ZM225 195H226V194H225ZM4 196H6V194H5ZM28 196H30V195H28ZM62 196H63V195H62ZM98 196H99V195H98ZM112 196H113V195H112ZM160 196H161V195H160ZM171 196H172V195H171ZM185 196H186V195H185ZM230 196H231V195H230ZM254 196L256 197V195H254ZM32 197H34V196H32ZM73 197H74V196H73ZM75 197H76V196H75ZM90 197H91V196H90ZM93 197H94V196H92V199H93ZM127 197H128V196H127ZM127 197H126V198H127ZM134 197H135V196H134ZM145 197H146V196H145ZM164 197H165V196H164ZM173 197H174V196H173ZM208 197H209V199H210L211 196H208ZM208 197H206V198H208ZM221 197H222V196H221ZM228 197H229V196H228ZM231 197H232V196H231ZM260 197H261V196H260ZM14 198H15V197H14ZM14 198H13V199H14ZM85 198H86V197H85ZM139 198H140V197H139ZM177 198L179 199L178 196H177ZM206 198H204V200H205ZM212 198H211V199H212ZM216 198L218 199V197H215V200H216ZM234 198H236V197H234ZM261 198H262V197H261ZM122 199H125V198L123 197ZM146 199H147V198H146ZM161 199H162V198H161ZM166 199H167V198H166ZM178 199H177V200H178ZM185 199H186V198H185ZM192 199H193V198H192ZM219 199H220V198H219ZM230 199H231V198H230ZM138 200L140 201V199H138ZM138 200L136 201L137 203L139 202ZM150 200H152V199H150ZM237 200H238V199H237ZM248 200H251V197H250V199H248ZM12 201H13V200H12ZM55 201H56V200H55ZM143 201H145V198H144ZM143 201H142V202H143ZM173 201H175V200H173ZM179 201H180V199H179ZM193 201H194V200H193ZM198 201L202 202V199H200V200H198ZM232 201H234V200H232ZM242 201H243V200H242ZM7 202H8V201H7ZM9 202H10V201H9ZM56 202H57V201H56ZM83 202H84V201H83ZM117 202H118V201H117ZM120 202H121V201H120ZM133 202H135V199H134ZM136 202H135V203H136ZM148 202H149V201H148ZM157 202H158V201H157ZM159 202H160V200H159ZM171 202H172V201H171ZM177 202H178V201H177ZM200 202H198V203L200 204ZM217 202H218V201H217ZM235 202H236V201H235ZM245 202H246V201H245ZM252 202L254 203L253 200H252ZM0 203H2V202H0ZM61 203H62V202H61ZM73 203H74V202H73ZM145 203H146V202H145ZM145 203H144V204H145ZM149 203H150V202H149ZM198 203L196 202L195 204L198 205ZM204 203H205V202H204ZM206 203H207V202H206ZM214 203H215V202H214ZM214 203H213V205H214ZM227 203H228V202H227ZM227 203H226V204H227ZM240 203H241V202H240ZM246 203H248V202H246ZM253 203H251V204H253ZM259 203H261V201H260ZM20 204H21V203H19V206H20ZM38 204H39V203H38ZM76 204H78V203H76ZM79 204H80V203H79ZM106 204H107V203H106ZM117 204H119V202H118ZM144 204H143V205H144ZM151 204H152V203H151ZM151 204H150V205H151ZM162 204H163V203H162ZM169 204H171V203H169ZM185 204H186V203H185ZM209 204H212V202H211V203L209 202ZM215 204H216V203H215ZM236 204H237V203H236ZM243 204H245V203L242 202V205H243ZM254 204H255V203H254ZM262 204H263V206H264V202H263ZM8 205H11V203H9V204H5V203H4V205L0 206V211H2V212L4 211V212H5V211H6L5 209L8 207ZM143 205H142V207H143ZM148 205H149V204H148ZM157 205H158V204L156 203V207H157ZM172 205H173V203H172ZM206 205H207V204H206ZM206 205H205V206H206ZM213 205H207V206H208V208H210L209 206L212 207ZM228 205H229V203H228ZM232 205H233V204H232ZM237 205H238V204H237ZM242 205L240 204V206H242ZM246 205H247V204H246ZM248 205H249V204H248ZM248 205H247V206H248ZM136 206H138V205H136ZM154 206H155V204H154ZM154 206H152V208H153ZM169 206H170V205H169ZM173 206H174V205H173ZM198 206H199V205H198ZM250 206H251V205H250ZM91 207H92V206H91ZM195 207H196V206H195ZM229 207H231V206H229ZM238 207H239V206H238ZM248 207H249V206H248ZM256 207H258V206H257V203H256ZM8 208H9V207H8ZM37 208H38V207H37ZM136 208H137V207H136ZM138 208H140V207L138 206ZM149 208H150V207H149ZM152 208H151V213H152V211H153ZM154 208H155V207H154ZM162 208H164V207H162ZM181 208H184V207L182 206ZM198 208H199V207H198ZM204 208H205V207H204ZM206 208H207V207H206ZM213 208H214V207H213ZM213 208H212V209H213ZM218 208H219V207H218ZM231 208H232V207H231ZM252 208H253V207H252ZM254 208H255V207H254ZM263 208H264V207H263ZM20 209H21V208H20ZM25 209H26V208H25ZM143 209H145V208H143ZM156 209H157V208H155V210H156ZM160 209H161V208H160ZM160 209H158V210H160ZM165 209H166V208H165ZM179 209H180V208H179ZM195 209H196V208H195ZM201 209H202V208H201ZM228 209H229V208H228ZM233 209H234V208H233ZM246 209H247V208H246ZM250 209H251V208H250ZM85 210H88V209H85ZM104 210H105V209H104ZM148 210H149V209H148ZM148 210H146V211H148ZM173 210H174V209H173ZM199 210H200V209H199ZM204 210H205V209H204ZM210 210H211V208H210ZM260 210H261V209H260ZM260 210L258 209V211H260ZM88 211H89V210H88ZM88 211H87V213H88ZM116 211H117V210H116ZM135 211H137V210L135 209ZM141 211H142V210H141ZM149 211H150V210H149ZM160 211H161V210H160ZM171 211H172V210H171ZM188 211H189V212H190V211L192 212V210H188ZM188 211H187V212H188ZM195 211H196V210H195ZM251 211H252V210H251ZM40 212H41V211H40ZM84 212L86 213V211H84ZM133 212H134V211H133ZM179 212H180V211H179ZM204 212H205V211H204ZM213 212H214V211H213ZM256 212H257V211H256ZM262 212H263V211H262ZM16 213H17V212H16ZM135 213H136V212H135ZM140 213L143 214L142 212H140ZM140 213H139V214H140ZM151 213H150V214H151ZM154 213H155V212H154ZM180 213H181V212H180ZM192 213H193V212H192ZM192 213H189V214H192ZM195 213H196V212H195ZM243 213H244V212H243ZM0 214H1V213H0ZM41 214H42V213H41ZM103 214H104V213H103ZM131 214H132V212H131ZM137 214H138V213H137ZM141 214H140V215H141ZM145 214H146V213H145ZM178 214H179V213H178ZM196 214H197V213H196ZM241 214H242V213H241ZM245 214H247V212H246ZM257 214H258V213H257ZM262 214H263V213H262ZM64 215H65V214H64ZM140 215H138V216H140ZM147 215H149V214H147ZM193 215H194V214H193ZM193 215H192V216H193ZM242 215H243V214H242ZM242 215H241V216H242ZM39 216H40V215H39ZM87 216H88V215H87ZM150 216H153V215H150ZM150 216H149V217H150ZM154 216H155V215H154ZM172 216H173V215H172ZM188 216H189V215H188ZM201 216H202V215H201ZM241 216H240V217H241ZM243 216H244V215H243ZM13 217H14V216H13ZM48 217H49V216H48ZM90 217H91V216H90ZM132 217H133V216H132ZM143 217H144V216H143ZM146 217H147V216H146ZM169 217H170V216H169ZM177 217H178V216H177ZM245 217H246V216H245ZM254 217H255V216H254ZM60 218H61V217H60ZM119 218H120V217H119ZM151 218H152V217H151ZM151 218H150V219H151ZM171 218H172V217H171ZM190 218H191V217H190ZM192 218H193V217H192ZM192 218H191V219H192ZM199 218H200V217H199ZM250 218H251V217H250ZM1 219H2V218H1ZM22 219H23V218H21V216H19L18 214H16L15 217H14V220H13V224L16 223V226H17V224L20 223V220H22ZM52 219H53V218H52ZM66 219H67V218H66ZM68 219H69V218H68ZM137 219H139V217H138ZM174 219H175V218H174ZM176 219H177V218H176ZM184 219H185V218H184ZM186 219H188V218H186ZM197 219H198V218H197ZM197 219H196V220H197ZM200 219H201V218H200ZM206 219H207V218H206ZM206 219H205V220H206ZM230 219H231V218H230ZM239 219H240V218H239ZM118 220L121 221V219H118ZM170 220H172V219H170ZM192 220H193V219H192ZM1 221H2V220H1ZM4 221H5V220H4ZM37 221H38V220H37ZM65 221H66V220H65ZM81 221H82V220H81ZM116 221H117V220H116ZM119 221H118V222H119ZM122 221H123V220H122ZM124 221H125V220H124ZM147 221H148V220H147ZM147 221H146V222H147ZM172 221H173V220H172ZM186 221H187V220H186ZM202 221H203V220H202ZM233 221H234V220H233ZM33 222H34V221H33ZM33 222H32V223H33ZM50 222H51V221H50ZM103 222H104V221H103ZM137 222H138V221H137ZM175 222H176V220H175ZM175 222H174V224H172L173 226L175 225ZM204 222H205V221H204ZM41 223H42V222H41ZM63 223H64V222H63ZM168 223H169V221H168ZM227 223H228V222H227ZM24 224H25V223H24ZM29 224H30V223H29ZM35 224H36V223H35ZM142 224H143V223H142ZM192 224H193V223H192ZM215 224H216V223H215ZM241 224H242V223H241ZM243 224H244V223H243ZM9 225H10V224H9ZM26 225H27V224H26ZM48 225H49V224H48ZM128 225H129V224H128ZM147 225H148V224H147ZM168 225H169V224H168ZM177 225H179V224H177ZM177 225H176V226H177ZM197 225H198V224H197ZM244 225H246V224H244ZM2 226H3V225H2ZM5 226H6V225H5ZM11 226H12V224H11ZM29 226H30V225H29ZM53 226H54V225H53ZM75 226H77V225H75ZM179 226H180V225H179ZM190 226H191V225H190ZM180 227H181V228L183 227L182 224H181ZM193 227H194V226H193ZM4 228H5V227H4ZM33 228H34V227H33ZM40 228H41V227H40ZM74 228H75V227H74ZM74 228H73V229H74ZM109 228H110V227H109ZM140 228H141V227H140ZM178 228H179V227H178ZM239 228H240V227H239ZM256 228H257V227H256ZM64 229H66V228H64ZM137 229H138V228H137ZM168 229H169V228H168ZM188 229H189V228H188ZM206 229H207V228H206ZM0 230H1V229H0ZM25 230H26V229H25ZM56 230H57V229H56ZM79 230H80V229H79ZM133 230H134V229H133ZM227 230H228V229H227ZM11 231H12V230H11ZM235 231H236V230H235ZM2 232L4 233V230H3ZM36 232H37V231H36ZM176 232H178V231H176ZM180 232H181V231H180ZM188 232H190V231H188ZM228 232H229V231H228ZM24 233H26V232H24ZM24 233H23V234H24ZM125 233H126V232H125ZM7 234H8V233H7ZM62 234H64V233L62 232ZM178 234H179V233H178ZM1 235H2V234H1ZM124 235H125V234H124ZM208 235H209V234H208ZM208 235H207V236H208ZM4 236H6V235H4ZM4 236H3V237H4ZM7 236H9V235H7ZM48 236H49V235H48ZM103 236H104V235H103ZM173 236H174V235H173ZM183 236H184V235H183ZM183 236H182V237H183ZM193 237H194V236H193ZM240 237H241V236H240ZM5 238H6V237H5ZM11 238H12V237H11ZM25 238H26V237H25ZM1 239H2V238H1ZM120 239H121V238H120ZM120 239H118V240H120ZM205 239H206V238H205ZM23 240H25V239H23ZM46 240H48V239H46ZM121 240H122V239H121ZM48 241H49V240H48ZM116 241H117V240H116ZM230 241H231V240H230ZM29 242H30V241H29ZM145 242H148V240L145 241ZM7 243H8V242H7ZM238 243H239V242H238ZM4 244H6V243H4ZM10 244H12V243H10ZM106 244H107V243H106ZM125 245H126V244H125ZM128 245H129V244H128ZM228 246H229V245H228ZM260 246H261V245H260ZM173 247H174V246H173ZM207 247H208V246H207ZM244 247H245V246H244ZM27 248H28V247H27ZM49 248H50V247H49ZM169 248H170V246H169ZM236 248H237V247H236ZM1 249H2V248H1ZM17 249H18V248H17ZM50 249H51V248H50ZM166 249H167V248H166ZM11 250H12V249H11ZM98 250H99V249H98ZM208 250H209V249H208ZM257 250H258V249H257ZM7 251H8V250H7ZM16 251H17V250H16ZM99 251H100V250H99ZM164 251H165V249H164ZM248 251H249V250H248ZM93 252H94V251H93ZM121 252H122V251H121ZM160 252H162V251H160ZM7 253H8V252H7ZM122 253H123V252H122ZM130 253H131V252H130ZM216 253H217V252H216ZM107 254H108V253H107ZM131 254H132V253H131ZM95 255H96V254H95ZM121 255H123V254H121ZM214 255H215V254H214ZM17 256H18V255H17ZM96 256H97V255H96ZM123 256H124V255H123ZM129 256H130V254H129ZM177 256H178V255H177ZM15 257H16V256H15ZM107 257H108V256H107ZM119 257H120V256H119ZM136 257H137V256H136ZM7 258H8V256H7ZM16 258H17V257H16ZM110 258H111V257H110ZM120 258H122V257H120ZM22 259H23V258H22ZM121 260H122V259H121ZM148 260H150V258H149ZM154 260H155V259H154ZM101 261H102V258L100 259L99 263H100ZM105 261H106V260H105ZM117 261H118V260H117ZM123 261H124V260H123ZM129 261H130V260H129ZM146 261H147V260H146ZM146 261H145V262H146ZM150 261H151V260H150ZM155 261H156V260H155ZM155 261H154V262H155ZM12 262H13V261H12ZM14 262H15V261H14ZM107 262H108V263H111V261H107ZM89 263H90V262H89ZM105 263H106V262H105ZM108 263H106V264H108ZM149 263H150V262H149ZM80 264H81V263H80ZM93 264H94V263H93ZM143 264H145V263H143ZM146 264H147V262H146Z\"/></svg>",
  "mask_w": 264,
  "mask_h": 264
},
{
  "label": "water",
  "instance_id": "3",
  "mask_svg": "<svg viewBox=\"0 0 264 264\" xmlns=\"http://www.w3.org/2000/svg\"><path fill=\"white\" fill-rule=\"evenodd\" d=\"M5 98V95L0 94V101H2Z\"/></svg>",
  "mask_w": 264,
  "mask_h": 264
}]
</instances>
